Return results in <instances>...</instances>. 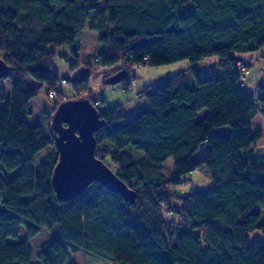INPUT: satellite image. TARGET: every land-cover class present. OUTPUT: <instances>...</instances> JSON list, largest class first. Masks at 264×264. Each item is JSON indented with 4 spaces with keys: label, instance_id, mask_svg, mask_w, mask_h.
Here are the masks:
<instances>
[{
    "label": "trees",
    "instance_id": "16d2710c",
    "mask_svg": "<svg viewBox=\"0 0 264 264\" xmlns=\"http://www.w3.org/2000/svg\"><path fill=\"white\" fill-rule=\"evenodd\" d=\"M192 1L189 9L187 0H0V57L11 81L0 109V264H31L28 240L42 229L54 234L40 246L42 264H77L71 255L79 252L110 264H264V241H250L264 233L263 135L253 130V119L264 118V93L252 100L236 67L239 56L264 47V0ZM89 35L99 48L83 55ZM58 55L70 71L107 70L104 86L126 71L128 89L135 68L185 60L192 75L146 87L137 96L148 107L128 117L122 105L97 106L103 101L89 78H61ZM207 59L218 68L202 76L196 65ZM60 84H71L74 96ZM80 97L105 121L96 156L136 193L133 203L98 182L75 199L57 197L52 115ZM41 98L54 102L39 121L32 102ZM223 127L228 137L215 132ZM197 170L210 177L209 191L171 190ZM22 226L27 240L10 241Z\"/></svg>",
    "mask_w": 264,
    "mask_h": 264
},
{
    "label": "rangeland",
    "instance_id": "374dc122",
    "mask_svg": "<svg viewBox=\"0 0 264 264\" xmlns=\"http://www.w3.org/2000/svg\"><path fill=\"white\" fill-rule=\"evenodd\" d=\"M185 7L189 9L193 8L194 7L193 1L187 0V4ZM85 38L86 39L83 42V50H82L83 55L91 53L99 48L98 47L99 44L97 42V38L95 37V35H89V37H85ZM64 49L65 51L61 50V52L69 53L68 48L65 47ZM239 58L241 60H239L238 62L242 63V66H243V68H239V69L244 71L242 85L251 86L250 88L251 90L250 93L252 94L251 99L255 100L257 97H259L261 94L264 93V47L256 53L242 55V56H239ZM70 59L72 61V58ZM68 64L69 62H66V60L64 58L59 57V55L56 57L55 70L61 78H64L67 75H69L72 80L87 77L84 75L89 70L85 69L84 67H79L78 69H76L77 71L76 70L70 71ZM190 65L191 64L189 60L188 61L185 60V61L177 62L174 64L166 65V66L139 67V68L137 67L131 72V74L128 77V81L131 84L128 89H126L125 88L126 86L122 83H119L116 85L104 86L103 79L107 73V70L101 69L98 71H100L99 73H101L100 78L102 76L101 78L102 80L98 81V83L96 84L97 87H94L93 84H91V81H90V85L93 91L98 94V97L105 102L103 104L102 102L97 101V106H99L102 109H106V108L114 109L117 106L122 105L123 112L128 117H134L137 113L135 109V105H136L135 103L137 101H140V99L137 96L139 92H141L148 86H159L160 84H162L165 80H167L174 74L184 71V70H187L188 74L192 75V69H190L189 67ZM199 66H201L205 70L213 67L215 71L216 68H218V63L216 60L208 59V60L202 61L196 67H199ZM247 77H248V80H247ZM31 82L34 83L33 81ZM3 85L5 88L6 98L5 100L0 101V109L6 105V103L10 100V97H11L10 79L8 78L3 79ZM60 88L66 94H68L67 95L68 97L74 96V90L71 84H60ZM39 100H42L48 103L49 108H50V105H52L54 102L53 100H48L47 98L45 99L41 98ZM35 103L32 102V106L34 110L37 111L38 113L35 115L39 117L41 116V112L43 111V109L40 108L37 100ZM31 123H34L33 118H31ZM257 129H260L264 132V120L260 116H257L253 119V130H257ZM221 130L226 131L225 135L223 136L228 137L231 129L230 127H223V128H217L216 131H221ZM257 144L260 146L259 141L257 142ZM201 153H203V148H201L196 153L195 155L196 160H199L201 158ZM167 163L169 165H172L173 164L172 159H169ZM183 184H185L186 186L185 185H175L173 186L171 190H174L177 193L182 194V195L183 194L187 195L191 193L192 191L207 192L211 189L212 182H211L210 177L205 171L197 170L193 172L191 175H189V178H187V180L183 182ZM257 212L261 214L260 221L264 223V211L260 209V210H257ZM53 235L54 234H52L49 230L42 229L38 235L28 240V244L30 246V250L32 253L31 264H42L41 260L38 258V252L40 250V246L42 245V243L47 241ZM26 240H27V233H26L24 226L21 227L18 238L10 239V241L12 242H22ZM250 241L251 243L255 241H264V233L260 230L255 231L254 233L250 235ZM71 258L75 260L77 264H110L102 259H99L93 255H90L84 252L72 254Z\"/></svg>",
    "mask_w": 264,
    "mask_h": 264
},
{
    "label": "water",
    "instance_id": "95a60500",
    "mask_svg": "<svg viewBox=\"0 0 264 264\" xmlns=\"http://www.w3.org/2000/svg\"><path fill=\"white\" fill-rule=\"evenodd\" d=\"M10 67L0 57V82L9 76ZM127 77L121 71L106 80L107 85L121 83ZM105 125L97 107L87 98L69 99L53 113L51 128L56 134L59 160L53 171L52 186L60 200L69 201L86 192L94 183L120 193L134 202L136 193L96 156L95 134Z\"/></svg>",
    "mask_w": 264,
    "mask_h": 264
},
{
    "label": "crops",
    "instance_id": "0c3cea01",
    "mask_svg": "<svg viewBox=\"0 0 264 264\" xmlns=\"http://www.w3.org/2000/svg\"><path fill=\"white\" fill-rule=\"evenodd\" d=\"M208 60V59H207ZM209 60H216V59H209ZM200 64V63H199ZM199 64H197L196 66H198ZM202 66H204V65H202ZM190 67V66H189ZM198 69L200 70V72H201V75L202 76H208V75H210V73H211V71H210V69H203L201 66H199L198 67ZM75 71V70H74ZM77 71V70H76ZM100 71H88L84 76H87V77H89L90 78V81H91V84H93V86L94 87H97V83H98V81L99 80H102L101 78H102V76H101V78H100V75H101V73H99ZM72 73H74V72H72ZM96 73V74H95ZM95 74V75H94ZM247 76V75H246ZM93 80V81H92ZM247 80H248V77H247ZM131 85V84H130ZM242 87H243V89L249 94V96L251 97L252 96V94L250 93L251 92V90H250V88H251V86H247V85H242ZM103 101V100H102ZM36 101H34V103H35ZM37 102H38V104H39V106H40V108H42L43 110H48L49 109V105H48V103H46V102H44V101H42V100H37ZM102 103H105L104 101L102 102ZM36 104V103H35ZM136 105H135V109L137 110V106L138 105H141V107L142 108H147L148 107V102L146 101V100H140V101H137L136 103H135ZM260 116V115H259ZM41 116H39V121H41V118H40ZM261 118H263L262 116H260ZM263 120H264V118H263ZM262 131V130H261ZM217 134H220V135H225V133H226V131H224V130H221V131H215ZM262 138L259 140V143H260V146L257 144V151L259 152V154H264V132L262 131Z\"/></svg>",
    "mask_w": 264,
    "mask_h": 264
},
{
    "label": "built area",
    "instance_id": "2783aa9c",
    "mask_svg": "<svg viewBox=\"0 0 264 264\" xmlns=\"http://www.w3.org/2000/svg\"><path fill=\"white\" fill-rule=\"evenodd\" d=\"M240 65H241V66H240ZM238 66H240V67H238ZM236 67H237V68H243L242 63H240V62L237 61V63H236ZM187 178H189V177H185L184 180H183V182H185V181L187 180Z\"/></svg>",
    "mask_w": 264,
    "mask_h": 264
}]
</instances>
